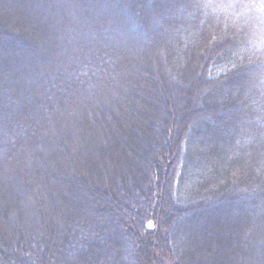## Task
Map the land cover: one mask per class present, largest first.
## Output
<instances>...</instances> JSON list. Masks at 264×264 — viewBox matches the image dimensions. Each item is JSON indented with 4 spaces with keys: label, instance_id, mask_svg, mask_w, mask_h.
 <instances>
[{
    "label": "trees",
    "instance_id": "trees-1",
    "mask_svg": "<svg viewBox=\"0 0 264 264\" xmlns=\"http://www.w3.org/2000/svg\"><path fill=\"white\" fill-rule=\"evenodd\" d=\"M260 3L0 0V218L38 179L44 194L46 162L57 158L52 182L65 179L69 151L88 171L66 185L72 204L46 203L45 222L33 217L26 234L20 225L4 239L0 223V264H192L200 249L223 264H264ZM124 158L118 166L135 168L116 190ZM91 169L106 186L88 184ZM84 184L108 224L76 212ZM224 234L229 247L211 244Z\"/></svg>",
    "mask_w": 264,
    "mask_h": 264
},
{
    "label": "rangeland",
    "instance_id": "rangeland-1",
    "mask_svg": "<svg viewBox=\"0 0 264 264\" xmlns=\"http://www.w3.org/2000/svg\"><path fill=\"white\" fill-rule=\"evenodd\" d=\"M5 40L6 39L3 38L2 41H0V53H2V54L4 52H6V51H3L1 46H6L5 44L9 45V42L5 41ZM7 50H8V53L15 52L14 49H11V48H8V47H7ZM180 83L181 82L179 80H177V81L173 80L170 83L167 81V85H171L172 84L173 86L178 87L179 89H180V86H178V85H180ZM154 84L155 83H153L151 86L155 87L156 85H154ZM141 94H142V91H141ZM173 97H174V99L176 98V100L177 99L183 100L182 102H184L186 100V94L185 93H183L181 95L175 94V95H173ZM174 99H172V101ZM148 101H150L152 104H155V105L159 106L160 102L163 101V97H161V96H157V97L153 96V97H151L150 96V97H148ZM182 102H180V104H178V106H179L178 110L180 108H182V106H183L181 104ZM138 112H137V117H139V115L146 114V112L144 111V108H140L138 110ZM153 122H154V124L156 123L155 120L154 121L150 120V123L152 125H154ZM145 129L148 130V128L145 126L142 129V131L145 132L146 131ZM151 130H152V132H155L154 129H152V127H151ZM139 132H140V134L137 132L135 139H136L137 143H139L140 146H142V145H145L144 139L146 138V136L144 135L143 132H141V131H139ZM141 135H143L142 138H141ZM153 135H154V133L151 134V136H153ZM132 155H135V153H133ZM135 157H137V155H135ZM65 160H66V164L62 168V173H64L66 175L65 179H63V178L60 179V180L57 179V180L52 182L53 178L58 177V172H57L58 170H56V168H53V165L57 161V158H54L50 162H46V164L42 165V168L44 170H46L45 173H47L46 175H48V178H49L48 179L49 181H48V184H47L49 186L45 187L44 194L41 193L42 184H41V180L38 179L39 182L37 181L38 182L37 183V187H33L34 190L30 189L27 192H23L22 194L17 195V198L15 199V201H12L9 212L5 215V217L0 218V223L4 227V233H2L4 239L10 238V237H14L13 234H14L15 230L18 229V226H20V225H22L24 227V229H22L20 231V233L26 234L28 232L29 222L33 221V217H34V220H36L35 221V225L36 226L38 224H41L42 222H45V217H44V215H42V211L46 208V205H47L46 203L52 202L55 205V204H57L56 203V200H57L59 208H62V205L64 203H66L67 205H69L71 203V199L69 200L66 197V194L67 195L69 194V190L68 191L66 190V185L71 184L72 183V178L74 176H76L77 174L81 175L82 177L87 176L88 175L87 174L88 171L87 172H83V171L81 172V171H78L76 169V164H77L76 161L79 160V156L77 155L76 152H70L69 151V153H66ZM124 162H125V158L121 159L119 161V163L116 162V166L115 167L117 168L118 171H120V173H118L116 175L117 176V178L115 180L116 181V187H115L116 190H119V188H120L119 179L122 178V177L123 178L127 177L128 173H129V170L132 171V170H134L133 168H135V167H133V165H130L127 168H125V167L123 168L122 166L121 167L118 166V165H120L121 163H124ZM91 172H93L95 177H93L92 179H89V181H88L89 183L88 184L95 185V183L98 184V181H100L101 184L103 182V185H101V186H106V181H107V179H109V176L108 177L104 176L103 180H102V177L100 178L99 173H97L95 170L92 171V169H91ZM128 183H131V181L130 182L128 181ZM88 184H84V185L81 186V189L83 191L80 194L75 192L77 197H79V203L78 204L81 203L80 206L82 207V209L80 207L79 211H78V209H76V212L78 214L79 213H82V214L85 213L86 216H89L93 220L96 219V220L102 221L103 223L108 224L109 223L108 221L111 220V215H110V213H108L107 210L105 211L101 206H99L96 203L97 201L94 198H90L89 199L87 197L86 193L88 192V189H89L88 188ZM35 190H37V193L40 194V196H36V195L33 196L32 195V194H34ZM57 190H60V191L58 192ZM70 197L74 198V195H70ZM46 199H47V201H46ZM19 200H20V202H19ZM80 200H82V201H80ZM24 202L28 203L29 212H27L24 209V207H22ZM73 211H74V208H73ZM75 215H77V214H75ZM77 216H79V215H77ZM201 217H202V219L207 220L206 218H204V216H201ZM74 218H75V216H74ZM223 220L224 221H222V222L225 223V224L231 223L230 219L223 218ZM151 223L152 222H150L148 224V228H149V225ZM152 225H153V223H152ZM200 227H202L201 228L202 231L204 230L207 234L209 233V230H207L206 227H204L202 223L200 224ZM149 229H151V228H149ZM199 237H200V235L197 234L196 238L199 239ZM223 237L226 240V242L224 243V247H229L230 243H228L229 241H227L229 239V235L228 234L227 235L224 234L223 236L220 235L218 237V240H215V242H214V240H211V244L214 246V244L216 242L219 243ZM200 239L204 240L203 237H200ZM193 242H194V240L192 241V243ZM194 244L192 245L193 247H194ZM242 244H246L247 245V244H249V241L246 240ZM246 245H241V246L243 248H245ZM207 246H209V243H207V245H205V247H207ZM247 250H248V248L244 249L245 252H247ZM204 251L205 250L200 249L199 254L197 253V255H194L192 257V264H223L221 262V260H216L214 255H211V254L210 255L209 254H207V255L205 254L204 255Z\"/></svg>",
    "mask_w": 264,
    "mask_h": 264
},
{
    "label": "snow or ice",
    "instance_id": "snow-or-ice-1",
    "mask_svg": "<svg viewBox=\"0 0 264 264\" xmlns=\"http://www.w3.org/2000/svg\"><path fill=\"white\" fill-rule=\"evenodd\" d=\"M260 5H261V8L264 9V0H261Z\"/></svg>",
    "mask_w": 264,
    "mask_h": 264
},
{
    "label": "water",
    "instance_id": "water-1",
    "mask_svg": "<svg viewBox=\"0 0 264 264\" xmlns=\"http://www.w3.org/2000/svg\"><path fill=\"white\" fill-rule=\"evenodd\" d=\"M153 227V225H152V223L149 225V228H152Z\"/></svg>",
    "mask_w": 264,
    "mask_h": 264
}]
</instances>
